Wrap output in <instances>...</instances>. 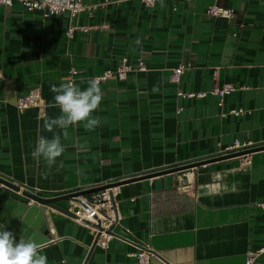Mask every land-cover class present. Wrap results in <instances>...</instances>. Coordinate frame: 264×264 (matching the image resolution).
Here are the masks:
<instances>
[{"label":"crops","instance_id":"crops-1","mask_svg":"<svg viewBox=\"0 0 264 264\" xmlns=\"http://www.w3.org/2000/svg\"><path fill=\"white\" fill-rule=\"evenodd\" d=\"M211 4L232 16L207 13ZM71 25L84 28L68 35ZM124 56L142 59L146 69L100 83V125L70 126L67 139L54 129L65 146L62 166L49 170L33 159L38 136L54 134L43 130L44 118L60 115L50 85L75 67L84 88ZM181 64L191 68L172 81ZM224 83L236 89L219 105L213 90ZM33 87L44 105L19 110L17 98ZM178 90L205 95L181 97ZM238 108L244 112H229ZM253 147L261 148L244 162ZM0 176L42 197L120 183V220L106 248L75 220L70 197L39 205L50 233L48 240L35 235L39 243L0 206V227L42 245L48 264H146L128 255L133 242L157 253L147 264H244L248 249L264 241V209L256 205L264 198V0H110L74 17L0 5ZM254 264H264V254Z\"/></svg>","mask_w":264,"mask_h":264},{"label":"built area","instance_id":"built-area-1","mask_svg":"<svg viewBox=\"0 0 264 264\" xmlns=\"http://www.w3.org/2000/svg\"><path fill=\"white\" fill-rule=\"evenodd\" d=\"M146 6H153L158 0H140ZM14 2L21 3L30 11H40L43 15H58L68 13L70 16H78L83 12L91 13L95 10L104 7L110 0L98 2H86L84 0H0V5L11 6ZM207 13L213 16H221L229 18L232 16V9L220 7L211 4L206 8ZM75 28H84L83 25H71L67 34L71 35ZM191 68V64L177 66L171 74L172 81H179L181 74L185 69ZM146 65L142 59H139L136 64L129 61L128 57L124 56L115 68L106 69L103 73L94 76L101 82L109 78L124 79L128 73L136 70H145ZM78 70L75 67L69 69L66 80H76ZM236 89L231 83H224L220 87L213 90L219 97V105L223 104V99L226 95L232 93ZM177 94L181 97L197 96L202 97L205 92H184L178 90ZM43 97L39 87L31 88L26 94L21 95L16 100V106L19 110H24L31 106H43ZM233 114H240L244 109H231ZM243 160L246 163L250 162L249 153H243ZM119 182L103 181L83 187L74 192L88 190L86 193H78L70 197L71 204L69 209L74 212L75 220L86 225L90 231L97 237L96 243L106 248L112 238L115 237L114 227L119 224L120 212L118 205ZM22 187V186H21ZM73 193V192H71ZM256 205L264 209V198L257 201ZM136 250L129 252L130 257L135 258L140 263H149L153 257H157V253L152 249L135 243ZM264 254V241L255 249H248L244 264H254V262Z\"/></svg>","mask_w":264,"mask_h":264},{"label":"clouds","instance_id":"clouds-1","mask_svg":"<svg viewBox=\"0 0 264 264\" xmlns=\"http://www.w3.org/2000/svg\"><path fill=\"white\" fill-rule=\"evenodd\" d=\"M50 92L54 94L52 106L59 108L60 115L54 118L45 117L42 128L54 134L51 138L39 135L31 152L32 158H42L46 169L49 170L53 166H62V163L57 165V159L65 151L61 133L54 132V129L62 130L65 139L68 138L67 129L70 126L82 125L86 130H93L101 123V119L94 116V113L103 99L100 81L95 78L89 79L84 88L71 79L61 82L59 86L52 84ZM75 147L78 151L86 150V146L82 144ZM44 174L47 175V172ZM0 264H48V258L43 253L42 245L29 238L18 239L14 231L4 226L0 227Z\"/></svg>","mask_w":264,"mask_h":264},{"label":"water","instance_id":"water-1","mask_svg":"<svg viewBox=\"0 0 264 264\" xmlns=\"http://www.w3.org/2000/svg\"><path fill=\"white\" fill-rule=\"evenodd\" d=\"M255 148H261V147L249 148L243 153L251 152ZM220 158H222V156L209 157L206 159L192 161L184 165H179L176 167H170L168 169H163L159 172H166L169 170L173 171V170H178V169L185 168V167L197 166L199 164H203V163L210 162L212 160L220 159ZM0 183L5 187V188L4 187L0 188V206L3 209L7 210V212L12 214L13 217H12L11 222H14V223L16 222L17 229L20 230L23 228V230H26V232L30 233V235L33 236V238L35 239L37 243H39L37 241L39 239L35 237V235H37L38 233H41V235L43 234L45 236V240H48L50 238V233L47 228L45 215H44L42 208L39 205L43 204V205L53 206V203L57 201L58 199L69 198L72 195H75L78 193L88 192V190H82L79 192L67 193L61 196H57V197H42L30 191L29 189H21L20 185H17L2 176H0ZM15 193H18V194L21 193L25 197L32 199L36 203L28 204L27 202H25V200L18 199Z\"/></svg>","mask_w":264,"mask_h":264}]
</instances>
